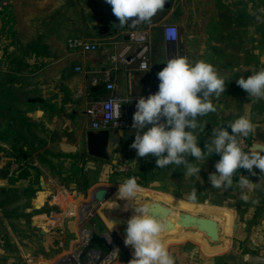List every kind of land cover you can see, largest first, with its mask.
<instances>
[{
    "label": "crops",
    "instance_id": "1",
    "mask_svg": "<svg viewBox=\"0 0 264 264\" xmlns=\"http://www.w3.org/2000/svg\"><path fill=\"white\" fill-rule=\"evenodd\" d=\"M3 3L8 4L10 16L4 17L0 11L1 61L33 64L29 75L33 83L18 86L14 81V87L31 88L30 96L45 99L44 104L21 105L33 106L30 116L49 138L46 151L57 147L60 153L88 155L86 134L93 123L91 106L112 93L107 91L102 97L95 95L93 89L113 84V92L122 97H147L159 90L157 73L167 61L182 56L193 63L204 60L213 64L226 81L225 93L219 99L211 98L217 110L197 117L198 124L205 125L203 131L194 130L202 150L210 142L212 129L227 127L228 122L247 115L255 125L250 152L261 154L255 146L264 145V99L249 97L236 80L264 69V12L260 11L264 9V0H171L169 7L147 22L152 37L147 70H142L139 63L115 67L111 57L129 38L126 27H119L105 0H0V6ZM169 25L178 31L174 46L164 37ZM101 27L108 28L107 35L101 34ZM71 38L104 45L98 51L73 52L67 45ZM9 78L18 79L0 73V88ZM136 103L128 107L131 116ZM62 123L67 129L65 135L59 132ZM228 131L231 133L230 128ZM111 132V147L114 145L118 158L127 161L133 175L143 177L140 186L150 192L146 196L154 201L151 205L167 211L175 208L180 211L175 217L182 216L192 228L181 233L174 231L163 239L175 264H264V175L259 169H255L256 176L240 169L234 174L232 188L215 189L209 174L216 171L218 154L201 161L188 157L201 167L198 179L185 175L184 165L159 169L155 157H137L129 147L135 139L132 127ZM8 146L4 149L10 152L12 145ZM34 161L41 167L38 160ZM241 174L259 187L242 190L238 183ZM193 188L197 189L196 202L188 200ZM58 191L61 193L57 195L51 189L38 192L37 199H41L38 201L43 206L46 202L61 205L65 194L67 198L78 194L64 188ZM242 191L249 196L248 201L241 199ZM38 218L41 220H36L37 225L47 227L45 215ZM203 220L211 224L208 234L191 224ZM117 239L124 247L122 240ZM124 249L132 259V253ZM114 264L129 263L119 260Z\"/></svg>",
    "mask_w": 264,
    "mask_h": 264
},
{
    "label": "clouds",
    "instance_id": "2",
    "mask_svg": "<svg viewBox=\"0 0 264 264\" xmlns=\"http://www.w3.org/2000/svg\"><path fill=\"white\" fill-rule=\"evenodd\" d=\"M105 2L111 6L119 27L123 28L150 23L165 8L167 0ZM260 11L264 12V9ZM157 77L159 90L147 97L140 96L135 105L131 126L135 130V139L129 147L136 151L137 157H155L159 169L184 165L185 175L200 179L201 167L190 162L188 157L201 161L213 153L218 154L220 159L215 164L216 171L209 174L210 184L215 189L232 188L234 174L240 169L247 170L252 176H256L255 169H259L264 175V155L245 152L238 140V137H248L255 130L247 115L228 122L227 127L212 129L210 142L204 146L206 150L199 146L194 130L200 128L203 131L205 125L198 124L197 117L215 112L217 109L211 98L219 99L226 91V81L213 64L204 60L193 63L181 56L169 59ZM236 84L249 97L264 99V69L253 72L247 78L240 77ZM238 183L242 190L259 187L258 183H253L242 174ZM139 191L141 187L133 176L119 185L116 197L134 198ZM241 199L248 201L249 196L242 191ZM188 200L197 201L196 188L192 189ZM152 209L153 205L142 204L127 220L124 244L133 250L129 264H175L162 239L166 224L152 214Z\"/></svg>",
    "mask_w": 264,
    "mask_h": 264
},
{
    "label": "rangeland",
    "instance_id": "3",
    "mask_svg": "<svg viewBox=\"0 0 264 264\" xmlns=\"http://www.w3.org/2000/svg\"><path fill=\"white\" fill-rule=\"evenodd\" d=\"M2 58L3 54L0 50L1 74L4 76L8 74L17 76L18 79L15 81L18 86H29L33 83V78L29 77L33 64L2 62ZM19 69H22L21 73L16 72ZM32 107L31 105L19 106L25 116L33 123L30 131L20 132L19 138L21 141H19V144H29L28 150L31 158L38 160L40 154L47 152L46 145L49 138L43 131L42 126L31 118L30 110ZM16 127V123L10 119L4 118L2 120L0 123V148L16 143ZM59 132L61 135L67 134V129L63 127V123L59 127ZM51 148L49 149L50 153L59 152L57 147ZM114 150L113 145L111 147L110 160L108 161L90 160L87 163L85 172H83L76 183L67 182L63 175H59V169L54 170L48 164L41 165L40 170L42 172L41 178L44 181V189L40 185L38 192L51 189V192L57 195L61 193L58 191L59 188H64L69 193H73V187L77 189L84 187L85 176L91 185L85 193L77 192L76 196L68 198L67 194H65L66 198H62L61 205H50L46 202L43 207H41L43 203L41 204L38 201L41 199H37L38 192L32 198L25 193L26 183L10 182L8 180L10 177L6 176L8 157L3 156V159H0V203H3L2 211L4 214V219L0 220V264H57L61 258L72 254L75 247L82 243L80 210L84 205L87 208L86 204L91 202L94 191L100 187L114 189L113 194L99 208L98 213L107 221L111 230L124 244L127 223L120 222L117 219L126 216L131 218L135 208L145 203L152 204L154 201H151L146 196L150 192L146 191L142 186H140L141 191L134 198L121 199L116 197L119 185L123 184L128 179V175L132 173L127 161L118 158ZM60 164L62 165H60L61 171L70 168L63 161H60ZM137 183L141 184L139 181ZM5 185L8 188L7 193L2 190ZM35 199L37 200L35 201ZM93 205L88 207L90 211L94 209ZM116 205L120 206L119 211L121 213L115 208ZM37 207L40 208L38 209ZM50 212L57 214L60 218V225L51 231L44 224L40 226L36 224V220H41L38 218L39 216H44ZM177 213H180V211L175 208H170L167 211L159 206H153L152 209V214L155 217L166 218L163 215H171L174 218ZM191 224L203 228L206 233L212 229L211 224L204 220ZM172 232L174 231L172 230L170 233L163 232L162 239ZM124 247L132 253L133 250L130 247L125 246V244Z\"/></svg>",
    "mask_w": 264,
    "mask_h": 264
},
{
    "label": "water",
    "instance_id": "4",
    "mask_svg": "<svg viewBox=\"0 0 264 264\" xmlns=\"http://www.w3.org/2000/svg\"><path fill=\"white\" fill-rule=\"evenodd\" d=\"M170 2L171 0H167L165 4L166 8L170 6ZM100 31L102 35L108 34V28L106 27H101ZM14 81L15 78H9L0 88V122L4 118H8L17 123L23 132L30 131L33 123L25 116L19 106L27 103L44 104L45 99L30 96L29 92L31 88L21 87L16 89L14 87ZM86 138L87 153L90 157L102 161L110 160L111 130L102 129L95 131L90 129L87 131ZM255 150L260 151L261 155H264V145L255 146ZM21 156L25 160L28 159L26 155L21 154ZM40 184L44 189V181L42 178L40 179ZM113 192L114 189L106 187H100L94 191L91 202L86 204L87 208L84 205L80 210L82 243L75 247L72 254L61 258L57 264H114L119 260L129 263L131 258L127 254V251L119 239H117V236L111 230L107 221L98 213L99 208L109 199ZM92 204H94V209L90 211L88 207ZM2 206L3 203H0V220L4 219ZM37 208L39 209L40 207ZM129 218L126 216L118 218L117 220L127 223ZM157 218L166 224L164 230L166 233H170L172 230L181 233L183 230L192 229L187 225L182 216L175 218Z\"/></svg>",
    "mask_w": 264,
    "mask_h": 264
},
{
    "label": "built area",
    "instance_id": "5",
    "mask_svg": "<svg viewBox=\"0 0 264 264\" xmlns=\"http://www.w3.org/2000/svg\"><path fill=\"white\" fill-rule=\"evenodd\" d=\"M7 3L0 6V11H4ZM128 42L117 53L112 55V62L115 67L119 65L131 66L135 63L140 64L142 70L149 68V56L152 50V37L147 28V22H142L135 27L126 25ZM166 42L170 46H174L178 41V31L175 26H166L164 34ZM69 50L73 52L87 53L98 51L104 45L102 42L93 43L83 38H71L67 42ZM80 70V69H78ZM115 86L107 84V90L111 91V95L106 99L92 104L90 116L92 118L91 129L98 131L102 129H125L132 126V117L129 112V105L137 101V98L122 97L114 93ZM241 147L245 152H250L252 149V135L248 137H238ZM21 163H12L8 166L9 176L14 177L22 170ZM137 182L141 181L137 176ZM47 220V229L54 230L60 225V218L57 214L50 212L45 214ZM53 223V224H51Z\"/></svg>",
    "mask_w": 264,
    "mask_h": 264
},
{
    "label": "trees",
    "instance_id": "6",
    "mask_svg": "<svg viewBox=\"0 0 264 264\" xmlns=\"http://www.w3.org/2000/svg\"><path fill=\"white\" fill-rule=\"evenodd\" d=\"M2 14L4 17H9L10 12L8 9H5L2 11ZM96 94H100L101 96L106 93L107 86H100L93 89ZM103 97V96H102ZM101 101V100H99ZM17 135H16V143L12 144L11 151L7 152L4 148H0V159H3V156L8 157V166L12 163H21L23 168L22 170L16 174L14 177H9L8 180L10 182H23L27 184V188L25 190V193L30 196L34 197L35 194L40 190V178L42 176V172L40 170V167L35 164V161L31 158L29 149V144L20 145L19 141L21 139L19 138L20 135V129L16 127ZM21 154L28 156V159L25 160ZM92 160L89 158V156L86 153H77V154H65V153H50L47 151L46 153L40 154L38 158V162L43 164H48L51 166L52 169H59V175H63L65 180L70 183H76L80 176H82L83 172L86 170L87 163ZM60 161H63L64 164L66 163L69 165L70 168H67V170L61 171L60 168ZM59 163V164H58ZM62 166V165H61ZM6 176H9V171L7 170ZM128 178L131 177H141L140 175H128ZM142 183V182H139ZM90 184L88 183V179L85 176V183L84 187L82 189L72 188L73 191L77 192H87L90 188ZM2 190L4 193L8 192L7 185H5ZM41 197V196H40Z\"/></svg>",
    "mask_w": 264,
    "mask_h": 264
},
{
    "label": "flooded vegetation",
    "instance_id": "7",
    "mask_svg": "<svg viewBox=\"0 0 264 264\" xmlns=\"http://www.w3.org/2000/svg\"><path fill=\"white\" fill-rule=\"evenodd\" d=\"M115 208H117V209H118L117 211L120 212V211H119V210H120V206H119V205H116ZM120 213H121V212H120Z\"/></svg>",
    "mask_w": 264,
    "mask_h": 264
},
{
    "label": "bare ground",
    "instance_id": "8",
    "mask_svg": "<svg viewBox=\"0 0 264 264\" xmlns=\"http://www.w3.org/2000/svg\"><path fill=\"white\" fill-rule=\"evenodd\" d=\"M94 206V205H93Z\"/></svg>",
    "mask_w": 264,
    "mask_h": 264
}]
</instances>
